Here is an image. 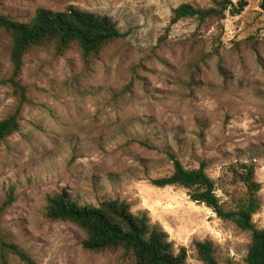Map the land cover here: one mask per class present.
Returning <instances> with one entry per match:
<instances>
[{
    "label": "rangeland",
    "instance_id": "1",
    "mask_svg": "<svg viewBox=\"0 0 264 264\" xmlns=\"http://www.w3.org/2000/svg\"><path fill=\"white\" fill-rule=\"evenodd\" d=\"M220 0H0V14L26 22L37 9L70 5L106 14L125 37L99 58L53 48L30 54L21 75L27 101L20 129L0 147V253L16 244L35 264H121L117 254L86 250L77 226L46 216L48 200L70 194L81 204L126 200L147 212L187 264H202L195 241L210 240L221 264H248L251 231L224 221L187 189L157 187L175 153L188 168L202 160L226 208L246 192L228 166L255 161L264 228V15L248 0L239 15L182 19L167 32L182 3ZM237 3L238 0H232ZM161 37H165L160 43ZM13 38L0 29V120L15 111L10 81ZM7 264H26L4 247ZM0 264H3L0 255Z\"/></svg>",
    "mask_w": 264,
    "mask_h": 264
},
{
    "label": "trees",
    "instance_id": "2",
    "mask_svg": "<svg viewBox=\"0 0 264 264\" xmlns=\"http://www.w3.org/2000/svg\"><path fill=\"white\" fill-rule=\"evenodd\" d=\"M259 1L264 15V0ZM248 4V0H238L237 3L220 0L216 5L204 8L182 3L173 9L167 32L171 26L186 18L204 22L210 17L224 18L227 12L239 15ZM1 28L13 38V72L10 81L20 100L15 111L0 120V147L7 137L20 129L21 111L27 101L21 75L30 54L53 48L59 55L78 50L85 58H99L111 44L125 37L111 16L83 10L75 5L62 11L39 8L26 22L0 14ZM164 39L161 37L160 43ZM169 158L173 163V172L152 179L151 183L161 188H185L191 200L206 205L218 218L234 224L242 231H251L246 261L248 264H264V228H257L253 221L262 206V184L256 178L255 161L236 162L228 166L234 178L245 185L246 192L234 207L226 208L217 194V182L208 174L206 160L200 161L197 167L188 168L175 153L170 152ZM46 216L52 221L77 226L85 234L82 245L86 250L115 253L121 264H187V248H176L169 233L159 223H152L147 212L133 213L126 200L110 198L98 205L81 204L64 192L48 200ZM4 247H11L26 264H35L26 251L5 241L2 242L0 253L3 264H7ZM194 247L202 264H221L216 258L212 241H195Z\"/></svg>",
    "mask_w": 264,
    "mask_h": 264
}]
</instances>
